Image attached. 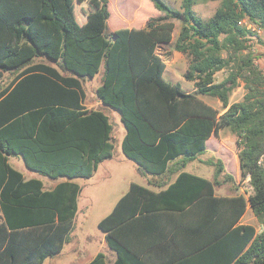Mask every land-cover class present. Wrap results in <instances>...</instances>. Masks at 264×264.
<instances>
[{"label": "trees", "instance_id": "16d2710c", "mask_svg": "<svg viewBox=\"0 0 264 264\" xmlns=\"http://www.w3.org/2000/svg\"><path fill=\"white\" fill-rule=\"evenodd\" d=\"M150 1L156 11L144 25L134 17L131 27L109 30L108 0L80 21L74 0H0V79L21 70L0 90V264H41L69 241L81 189L73 179L89 178L113 150L108 116L82 103L81 79L100 67L95 95L120 114L124 156L162 187L130 182L98 221L116 255L111 264H150L146 251L167 246L165 264H264V71L249 43L264 31V0H217L207 19L194 11L196 0H181L179 9ZM174 19L181 25L173 48L188 59L183 76L193 92L163 76L158 48L172 41ZM222 69L227 76L215 81ZM239 80L243 99L229 103ZM199 94L218 99L223 112ZM221 127L236 135L248 195L216 194L222 183H235L220 159L205 161L213 178L184 170ZM11 154L65 180L45 190L10 165ZM247 207L259 230L240 222ZM89 264H106L103 254Z\"/></svg>", "mask_w": 264, "mask_h": 264}, {"label": "rangeland", "instance_id": "374dc122", "mask_svg": "<svg viewBox=\"0 0 264 264\" xmlns=\"http://www.w3.org/2000/svg\"><path fill=\"white\" fill-rule=\"evenodd\" d=\"M74 1V11L76 9L75 14L79 21L81 20L83 11L96 7L100 2V0ZM108 1L112 11L110 20L108 19L107 21L109 30L115 29L118 25L130 21L134 19V17L138 18V20L143 19L145 21L149 15H152V13L156 11V8L150 0ZM163 1L175 9L180 8L181 0ZM218 3L217 0H196L193 9L201 18L207 19L213 14ZM118 15H121L122 18ZM174 23L175 28L172 41L158 48V52L166 65L163 76L167 80L179 82L185 90L193 92L195 90L193 82L186 80L183 76L188 66V59L173 48L174 40L181 25L180 21L177 19H174ZM260 40L264 41V31L262 30H259L257 37H252L249 43H251V50L256 56L254 59L255 64L264 71V44H262ZM43 61L47 62L45 59ZM101 70L100 67L99 71ZM227 74V69L217 71L214 77L215 81L224 79ZM10 79L11 76L4 78L6 81ZM82 87L85 102L87 99L91 98L92 93L86 83L82 84ZM244 93L243 81L239 80V85L232 90L229 96V103L241 101ZM198 96L203 101L218 109L219 113L223 112L224 109L218 99L200 94ZM94 99H96V97H94ZM93 104V107L100 106L95 102ZM102 110L108 116L112 125V155L110 158H105L98 164L97 169L93 172L91 177L76 179L81 186V191L78 196V212L75 218L74 229L71 233V241L64 245L62 251L58 255L47 257L43 264H82L91 259L96 252H105V249L108 247L102 237L101 231L97 227V222L111 210L115 201L127 190L129 182L134 181L144 185L148 178L151 177V175L141 172L136 163L125 157L121 150V140L125 129L120 119L119 112L109 106L103 107ZM237 150L236 135L226 127H221L217 131V134H212L208 139L206 150L198 154L195 159L189 161L184 170L202 177L213 178L215 168L213 165L206 164L205 161H216L220 159L223 162L225 170L233 176L235 183H222L216 187V191L224 194L245 192L247 195L252 192V189L246 187V184L242 183L245 176H242L239 170ZM262 159H264V156ZM9 163L15 169L22 172L25 178L31 176L40 178L45 189H49L51 182L56 181L39 172L27 169L19 156H9ZM61 178L62 177H58V179ZM223 178L224 175L221 174L218 179L222 180ZM243 220L255 224L258 230L261 228L250 209L243 217ZM71 250H76L78 254H74Z\"/></svg>", "mask_w": 264, "mask_h": 264}, {"label": "crops", "instance_id": "0c3cea01", "mask_svg": "<svg viewBox=\"0 0 264 264\" xmlns=\"http://www.w3.org/2000/svg\"><path fill=\"white\" fill-rule=\"evenodd\" d=\"M145 22L146 21H143V25L145 24ZM128 24H129V27H131V24L133 23V20L131 19L130 21H128L127 22ZM159 53V52H158ZM160 55V54H159ZM46 60V59H45ZM46 62V61H45ZM47 63H52L51 61H49V60H47ZM165 63V62H164ZM53 64V63H52ZM165 67H166V65H165ZM165 70V69H164ZM19 71H21L20 69L19 70H16V71H3V75H2V77H1V79H0V90L3 88V87H5V86H7L12 80H13V78L19 73ZM67 74H69V72H66ZM8 76H11V79L10 80H8V81H6V80H4V78L5 77H8ZM100 82H101V71H98L93 77H91V78H84V79H82V83H81V85L82 84H87V86L90 88V91H91V93H92V96H91V98L90 99H87L85 102H84V98H83V105H84V107L85 108H87V109H99V110H102V108L103 107H106L107 105H105V104H103L102 103V101L95 95V89H96V87L100 84ZM82 89H83V87H82ZM84 92V91H83ZM190 92V91H189ZM94 97H96V99H94ZM96 103V104H98V105H100L99 107H93V103L94 102ZM103 111V110H102ZM104 112V111H103ZM208 141V140H207ZM112 142V141H111ZM11 155H14V154H11ZM11 155H8V162H9V156H11ZM16 156H19L20 158H21V156L20 155H16ZM22 159V158H21ZM23 160V159H22ZM24 162V161H23ZM11 165V164H10ZM25 165V164H24ZM12 166V165H11ZM13 167V166H12ZM26 167V166H25ZM97 167H98V165H97ZM97 167H96V169H97ZM27 168V167H26ZM185 168V167H184ZM28 169V168H27ZM95 169V170H96ZM30 170V169H29ZM94 170V171H95ZM19 171V170H18ZM93 171V172H94ZM22 173V172H21ZM93 174V173H92ZM23 175V174H22ZM149 175H151V174H149ZM46 176V175H45ZM92 176V175H91ZM90 176V177H91ZM48 177V176H47ZM23 178L24 179H29V178H38V177H33V176H31V177H29V178H25V176L23 175ZM49 178H52V177H49ZM40 179V178H39ZM53 179H55L56 181L55 182H51V184L49 185V189H52L58 182H60V181H63V180H65V178L64 177H62L61 179H58V177H56V178H53ZM76 179L77 178H74L73 180L75 181V182H77L76 181ZM41 180V179H40ZM147 180V179H146ZM42 181V180H41ZM131 182H134V181H131ZM78 183V182H77ZM130 183V182H129ZM79 184V183H78ZM140 184V183H139ZM158 184H159V179H158V176H155V175H151V177L150 178H148V180L146 181V183L144 184V186H147V187H149V188H151V189H153V190H159L160 188H162L161 186H158ZM143 185V184H142ZM79 186H80V184H79ZM129 186V185H128ZM42 187H43V189H45L44 188V186H43V182H42ZM165 187V186H164ZM80 188H81V186H80ZM49 189H45V190H49ZM128 189V188H127ZM80 191H81V189H80ZM239 193H241V192H239ZM243 193V192H242ZM80 194V193H79ZM216 194H218V195H230V194H224V193H218L217 191H216ZM243 194H245V193H243ZM246 195V194H245ZM79 196V195H78ZM116 202V201H115ZM77 203H78V201H77ZM113 207V206H112ZM112 209V208H111ZM250 208L249 207H247V209H246V212L244 213V215L242 216V218H241V220H240V222L241 223H249V222H245L244 220H243V217L245 216V214L247 213V211L249 210ZM77 212H78V208H77ZM77 212H76V215H77ZM110 212V211H109ZM108 212V213H109ZM252 212V211H251ZM107 213V214H108ZM106 214V215H107ZM76 215H75V217H74V224H73V229H74V225H75V218H76ZM105 216V215H104ZM103 216V217H104ZM102 217V218H103ZM256 218V217H255ZM98 223V222H97ZM250 224H253V223H250ZM73 229L71 230V232H70V237H69V241L68 242H66V243H69L70 241H71V233H72V231H73ZM99 229V228H98ZM258 229V228H257ZM100 230V229H99ZM101 231V230H100ZM101 233H102V237L104 238V233L101 231ZM104 241H105V239H104ZM66 243H64V245L66 244ZM106 243V242H105ZM64 245H63V247H64ZM107 245V244H106ZM108 247V246H107ZM63 249V248H62ZM62 249H61V251H62ZM60 251V252H61ZM72 251V250H71ZM59 252V253H60ZM74 254H78V252H76V250H73L72 251ZM172 252V248L171 247H165L164 249H149L148 251H146V253H145V259L150 263V264H165L168 260H169V254ZM59 253H56V254H54V255H58ZM98 253H102L103 254V259H104V261H105V263L106 264H111V263H113V261L115 260V257H116V255H115V252L113 251V250H111L109 247L108 248H106L105 249V252H102V251H98V252H96L94 255H93V257H91V259H89L88 261H86V262H83L82 264H89L93 259H94V257L98 254ZM54 255H51V256H47V257H52V256H54ZM47 257H45L44 259H43V261H42V263L41 264H43V262H44V260L47 258ZM177 263V261H175V262H172V263H169V264H176ZM191 264H192V262H191Z\"/></svg>", "mask_w": 264, "mask_h": 264}, {"label": "built area", "instance_id": "2783aa9c", "mask_svg": "<svg viewBox=\"0 0 264 264\" xmlns=\"http://www.w3.org/2000/svg\"><path fill=\"white\" fill-rule=\"evenodd\" d=\"M242 183L243 184H246V187H249L250 189H252V187L250 186V184H249V175H246L245 177H244V179L242 180ZM243 193H245V192H243ZM248 195V194H247Z\"/></svg>", "mask_w": 264, "mask_h": 264}]
</instances>
